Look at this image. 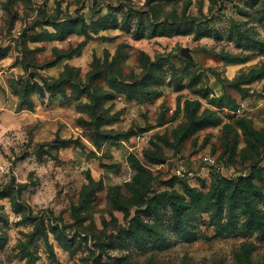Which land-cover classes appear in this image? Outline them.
<instances>
[{
    "label": "rangeland",
    "instance_id": "obj_1",
    "mask_svg": "<svg viewBox=\"0 0 264 264\" xmlns=\"http://www.w3.org/2000/svg\"><path fill=\"white\" fill-rule=\"evenodd\" d=\"M0 264H264V0H0Z\"/></svg>",
    "mask_w": 264,
    "mask_h": 264
},
{
    "label": "trees",
    "instance_id": "obj_2",
    "mask_svg": "<svg viewBox=\"0 0 264 264\" xmlns=\"http://www.w3.org/2000/svg\"><path fill=\"white\" fill-rule=\"evenodd\" d=\"M21 99H22L21 106L22 107H29V105L31 103L30 98L26 94H24Z\"/></svg>",
    "mask_w": 264,
    "mask_h": 264
},
{
    "label": "water",
    "instance_id": "obj_3",
    "mask_svg": "<svg viewBox=\"0 0 264 264\" xmlns=\"http://www.w3.org/2000/svg\"><path fill=\"white\" fill-rule=\"evenodd\" d=\"M182 55L187 56L189 58L191 57L188 49H183L182 50Z\"/></svg>",
    "mask_w": 264,
    "mask_h": 264
}]
</instances>
